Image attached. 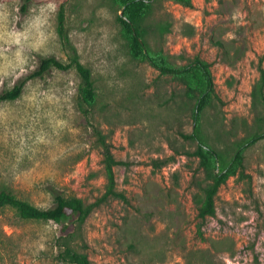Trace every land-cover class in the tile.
<instances>
[{
  "label": "rangeland",
  "instance_id": "obj_1",
  "mask_svg": "<svg viewBox=\"0 0 264 264\" xmlns=\"http://www.w3.org/2000/svg\"><path fill=\"white\" fill-rule=\"evenodd\" d=\"M192 4L164 1L156 21L169 20L171 31L151 45L178 66L195 58L210 65L219 101L208 117L228 132L234 121L239 128L241 120L251 123L260 60L264 69V0ZM60 7L98 103L87 115L79 111L74 69H51L28 81L19 99L0 103V193L40 209L52 207L51 191L95 203L106 187L101 135L117 162L116 191L126 199L100 203L86 220L91 264H264V140L246 153L248 179L230 178L220 188L215 216L202 229L208 240H230L232 254L200 252L209 246L196 234L192 194L202 173L193 144L180 136L192 129L183 88L130 59L117 7L105 0H0V94L35 73L41 58L68 63L56 31ZM221 45L239 51L234 65L223 60ZM171 156L175 162L162 169L153 164ZM60 236L53 222L25 221L0 207V264H67Z\"/></svg>",
  "mask_w": 264,
  "mask_h": 264
},
{
  "label": "trees",
  "instance_id": "obj_2",
  "mask_svg": "<svg viewBox=\"0 0 264 264\" xmlns=\"http://www.w3.org/2000/svg\"><path fill=\"white\" fill-rule=\"evenodd\" d=\"M111 6L117 7L121 16L117 17L120 26V36L127 47L131 60L149 64L160 75L170 76L183 88L181 107L190 111L192 129L189 134L180 133L181 138L188 144H193L190 154L198 160V167L202 173L200 179L194 178L195 191L192 202L196 209L197 237L205 242L209 249L205 253L232 254L233 245L230 240H208L204 237L203 227L208 218L216 213L215 201L220 188L230 178L248 179L245 174L246 153L257 143L264 140V69L262 60L258 65V79L252 86L250 98L251 123L241 120L234 121V129L224 131L214 119H209V113L216 109L219 101L215 93L210 65L195 58L191 62L178 66L172 62L171 56L162 48H154L151 38L164 40L171 31L172 24L167 19L156 21V14L161 10L164 1H170L184 8L192 7V0H105ZM65 13L63 7L57 12V34L59 43L66 50L68 63L63 64L54 57L40 59L39 69L19 81L11 90L0 94V103L19 99L25 85L33 78L40 77L51 69L68 71L74 69L79 77L76 96V106L79 111L87 115L97 103V93L91 70L79 60L75 47L70 43L65 29ZM194 34L190 27L188 35ZM223 60L229 66L236 63L239 51L235 48L224 47ZM231 49L233 55L231 54ZM103 147V163L106 178L105 193L95 203L87 204L82 199L66 198L51 191L53 205L48 209H40L14 195L1 192L0 207H9L16 215L25 221L53 222L61 227V236L57 239L60 249V259L67 264H91L87 253L83 235V226L100 203L109 199L125 201V196L116 191L113 167L117 165L104 139L100 135ZM179 154V153H178ZM181 155V154H179ZM175 162L173 156L165 160H156L153 164L162 169Z\"/></svg>",
  "mask_w": 264,
  "mask_h": 264
},
{
  "label": "water",
  "instance_id": "obj_3",
  "mask_svg": "<svg viewBox=\"0 0 264 264\" xmlns=\"http://www.w3.org/2000/svg\"><path fill=\"white\" fill-rule=\"evenodd\" d=\"M120 16H121V14H120Z\"/></svg>",
  "mask_w": 264,
  "mask_h": 264
}]
</instances>
